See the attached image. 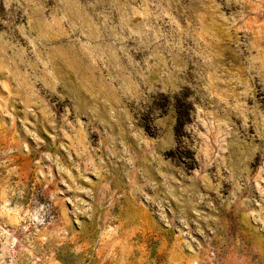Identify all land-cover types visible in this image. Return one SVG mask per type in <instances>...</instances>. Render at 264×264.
<instances>
[{
	"label": "rangeland",
	"instance_id": "1",
	"mask_svg": "<svg viewBox=\"0 0 264 264\" xmlns=\"http://www.w3.org/2000/svg\"><path fill=\"white\" fill-rule=\"evenodd\" d=\"M0 264H264V0H0Z\"/></svg>",
	"mask_w": 264,
	"mask_h": 264
}]
</instances>
